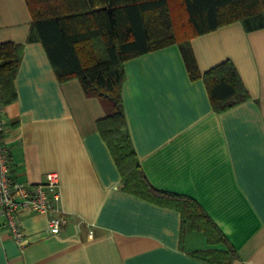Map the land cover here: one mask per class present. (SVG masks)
Here are the masks:
<instances>
[{
    "label": "crops",
    "instance_id": "0c3cea01",
    "mask_svg": "<svg viewBox=\"0 0 264 264\" xmlns=\"http://www.w3.org/2000/svg\"><path fill=\"white\" fill-rule=\"evenodd\" d=\"M31 25L26 0H0V41L23 45L4 140L15 180L58 174L68 221L54 234L47 214L24 213L21 249L0 218V264H214L193 252L223 244L183 226L177 208L123 189L97 125L102 102L77 78L57 79L42 42L28 40ZM191 44L202 74L232 61L249 98L217 112L176 43L132 57L121 89L131 142L153 187L199 203L235 250L231 264H264V27L235 21Z\"/></svg>",
    "mask_w": 264,
    "mask_h": 264
},
{
    "label": "trees",
    "instance_id": "16d2710c",
    "mask_svg": "<svg viewBox=\"0 0 264 264\" xmlns=\"http://www.w3.org/2000/svg\"><path fill=\"white\" fill-rule=\"evenodd\" d=\"M32 17L29 41L44 45L57 79L77 78L88 96L100 99L105 117L99 132L122 174L123 189L181 211L213 245L193 255L214 264H231L236 254L211 225L198 202L153 187L143 173L128 131L121 95L126 60L178 44L191 78L203 77L217 112L249 98L239 73L225 60L201 73L193 37L240 21L246 31L264 27V0H26ZM180 11L177 13V11ZM23 45L0 41V102L17 98L15 78ZM208 223V224H207ZM207 224V225H206Z\"/></svg>",
    "mask_w": 264,
    "mask_h": 264
},
{
    "label": "built area",
    "instance_id": "2783aa9c",
    "mask_svg": "<svg viewBox=\"0 0 264 264\" xmlns=\"http://www.w3.org/2000/svg\"><path fill=\"white\" fill-rule=\"evenodd\" d=\"M5 121L0 102V218L8 227L21 249L26 246L22 216L27 212L47 214V227L51 233L63 230L68 219L61 207L58 174L49 172L46 180L31 183L15 180L9 150L4 140Z\"/></svg>",
    "mask_w": 264,
    "mask_h": 264
},
{
    "label": "rangeland",
    "instance_id": "374dc122",
    "mask_svg": "<svg viewBox=\"0 0 264 264\" xmlns=\"http://www.w3.org/2000/svg\"><path fill=\"white\" fill-rule=\"evenodd\" d=\"M180 11L178 10L177 13H179Z\"/></svg>",
    "mask_w": 264,
    "mask_h": 264
}]
</instances>
